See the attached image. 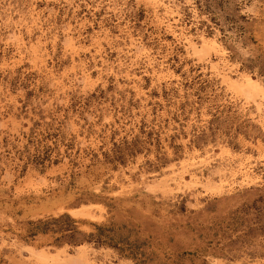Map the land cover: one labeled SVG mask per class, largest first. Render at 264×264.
I'll return each mask as SVG.
<instances>
[{"label":"rangeland","instance_id":"374dc122","mask_svg":"<svg viewBox=\"0 0 264 264\" xmlns=\"http://www.w3.org/2000/svg\"><path fill=\"white\" fill-rule=\"evenodd\" d=\"M0 264H264V0H0Z\"/></svg>","mask_w":264,"mask_h":264},{"label":"trees","instance_id":"16d2710c","mask_svg":"<svg viewBox=\"0 0 264 264\" xmlns=\"http://www.w3.org/2000/svg\"><path fill=\"white\" fill-rule=\"evenodd\" d=\"M118 159H120L119 161H123V158L122 157H118Z\"/></svg>","mask_w":264,"mask_h":264}]
</instances>
